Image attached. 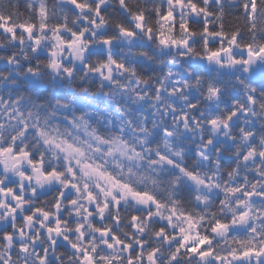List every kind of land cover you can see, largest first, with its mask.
I'll return each mask as SVG.
<instances>
[{"label": "snow or ice", "instance_id": "6c2138e0", "mask_svg": "<svg viewBox=\"0 0 264 264\" xmlns=\"http://www.w3.org/2000/svg\"><path fill=\"white\" fill-rule=\"evenodd\" d=\"M0 264H264V0H0Z\"/></svg>", "mask_w": 264, "mask_h": 264}, {"label": "trees", "instance_id": "16d2710c", "mask_svg": "<svg viewBox=\"0 0 264 264\" xmlns=\"http://www.w3.org/2000/svg\"><path fill=\"white\" fill-rule=\"evenodd\" d=\"M21 3H23V0H21ZM21 11H23V8H21Z\"/></svg>", "mask_w": 264, "mask_h": 264}]
</instances>
